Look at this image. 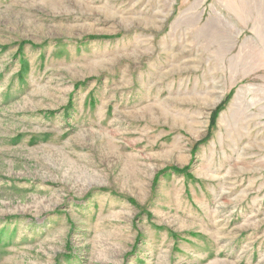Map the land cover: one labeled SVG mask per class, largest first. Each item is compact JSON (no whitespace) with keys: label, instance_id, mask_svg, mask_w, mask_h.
<instances>
[{"label":"rangeland","instance_id":"374dc122","mask_svg":"<svg viewBox=\"0 0 264 264\" xmlns=\"http://www.w3.org/2000/svg\"><path fill=\"white\" fill-rule=\"evenodd\" d=\"M0 264H264V0H0Z\"/></svg>","mask_w":264,"mask_h":264},{"label":"bare ground","instance_id":"6f19581e","mask_svg":"<svg viewBox=\"0 0 264 264\" xmlns=\"http://www.w3.org/2000/svg\"><path fill=\"white\" fill-rule=\"evenodd\" d=\"M242 11H243V13H245L247 11V9H245L244 6H241V5H239V6L236 5V8L232 9V12H235L237 15H241ZM241 16L243 17V15H241Z\"/></svg>","mask_w":264,"mask_h":264}]
</instances>
